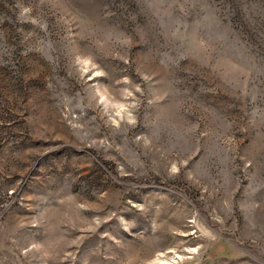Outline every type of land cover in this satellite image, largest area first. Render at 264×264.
<instances>
[{"label": "rangeland", "instance_id": "1", "mask_svg": "<svg viewBox=\"0 0 264 264\" xmlns=\"http://www.w3.org/2000/svg\"><path fill=\"white\" fill-rule=\"evenodd\" d=\"M0 264H264V0H0Z\"/></svg>", "mask_w": 264, "mask_h": 264}]
</instances>
